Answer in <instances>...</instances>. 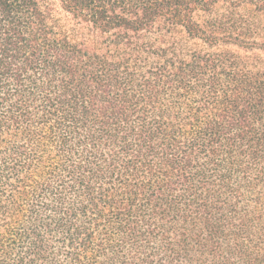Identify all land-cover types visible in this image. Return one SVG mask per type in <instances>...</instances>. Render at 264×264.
Returning a JSON list of instances; mask_svg holds the SVG:
<instances>
[{
  "label": "trees",
  "instance_id": "1",
  "mask_svg": "<svg viewBox=\"0 0 264 264\" xmlns=\"http://www.w3.org/2000/svg\"><path fill=\"white\" fill-rule=\"evenodd\" d=\"M0 264H264V0H0Z\"/></svg>",
  "mask_w": 264,
  "mask_h": 264
}]
</instances>
